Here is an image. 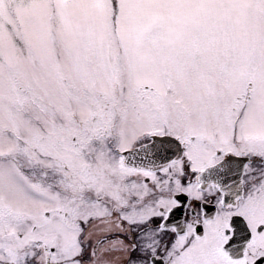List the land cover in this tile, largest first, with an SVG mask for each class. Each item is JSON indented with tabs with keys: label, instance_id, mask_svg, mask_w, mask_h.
<instances>
[{
	"label": "snow or ice",
	"instance_id": "snow-or-ice-1",
	"mask_svg": "<svg viewBox=\"0 0 264 264\" xmlns=\"http://www.w3.org/2000/svg\"><path fill=\"white\" fill-rule=\"evenodd\" d=\"M0 264H264V0H0Z\"/></svg>",
	"mask_w": 264,
	"mask_h": 264
}]
</instances>
